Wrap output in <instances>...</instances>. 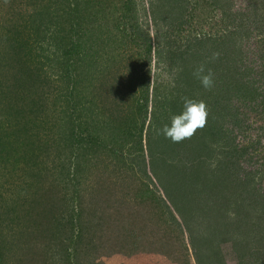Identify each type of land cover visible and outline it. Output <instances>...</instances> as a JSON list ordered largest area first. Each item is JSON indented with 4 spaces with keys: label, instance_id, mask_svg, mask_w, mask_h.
Returning <instances> with one entry per match:
<instances>
[{
    "label": "rangeland",
    "instance_id": "374dc122",
    "mask_svg": "<svg viewBox=\"0 0 264 264\" xmlns=\"http://www.w3.org/2000/svg\"><path fill=\"white\" fill-rule=\"evenodd\" d=\"M201 1L204 0H0L1 38L8 35L10 28L20 31L19 25H22L24 16L28 17L27 26L30 28L31 14L39 12L40 32L52 39L42 42L40 51L35 53L37 58L22 54L23 61L40 63L53 85L50 95L37 96L43 98V110H46L44 114L47 113L49 117L48 126H52L50 133L45 130L47 132L42 131L40 134L44 146L49 147L45 152L47 155L39 157L41 165L48 167V172L43 171L42 174L56 178L59 174L56 165L60 167L64 164L67 167L69 161L76 158H79L78 161L84 158L95 160L87 162L79 172L86 179L76 185L79 191L77 195L80 194L81 199L91 200L92 207L99 210L105 209V200L113 209L122 201L127 203L124 215L128 219L123 222L117 217L120 222L103 232L104 242L109 244L107 251L114 245L119 248L120 242L115 239L125 235L123 232L133 227V235L140 242V245L136 243L140 252L102 257H95L96 254L92 260L96 264H197L194 257L196 252L201 255L202 264H216L213 259L216 251L220 253L222 264H243L245 250L239 248V242L247 240L251 244L248 249L254 248L252 245L258 238L250 235L251 238L247 239L230 227L237 226L242 230L249 227L244 226L248 219H241L235 213L240 208L248 209L250 199L245 196V192L238 185L226 187L221 190L223 192L218 188L205 189V181L202 184L199 180L195 182L192 164L195 156L206 153V148H215L212 152L215 155L213 162L232 161L236 170H239V177L243 172L249 173V176L251 172H256L254 188L259 187L264 195L263 88H259V95L255 92L234 94L220 90L218 85L224 77L218 71L214 72V66L210 65L214 87L206 91L202 86H197L200 82L196 78L192 81L194 86H190L194 100H203L208 106L207 124L202 131L209 130V133L203 134L198 130L191 139L181 143L166 139L161 145H157L160 149L155 147L158 144L156 140L154 149H151L152 154L165 161L167 171L162 173L165 166H156L154 163L153 171L160 181L150 171L147 136L149 127L154 122L152 113L155 106L152 104L155 92L160 96L175 92L180 87L175 78L178 75L177 82L183 85L182 79H187L182 78V70L193 64L187 59L185 65L175 62L173 51L185 55L186 51L196 53L199 61L195 56L194 62L198 67L203 65L204 60L208 62L207 51L211 50L196 48L194 43L197 39L211 37V34L213 38L224 36L228 42L220 48L221 55L230 56L234 49L240 47L241 51L236 55L235 61L244 63L246 71L253 73L249 80L263 79L257 67V62L264 58V4H261V0L253 4H250L251 0H226L225 10L230 14L227 17L220 11L214 12ZM205 1L210 3L211 0ZM180 5L187 12L181 16L177 10ZM238 24L243 25L240 26L242 32H228L230 28L236 29ZM57 35L61 37L58 38ZM61 38L66 41L71 38L73 43H77L79 51L78 55L70 59V68L68 66L66 74L62 68L67 57L62 55L65 43L60 42ZM0 45H4L2 41ZM2 77L1 74L0 81ZM4 81L7 85L12 80L7 77ZM261 83L262 81L258 84ZM3 84L1 81V86ZM112 84L117 88L115 94L110 93ZM119 88L122 90L119 91ZM9 90L7 88L6 91ZM0 91V148L2 142L7 146V139L12 142L15 140V151H11L19 158V164L13 170H10V165L0 164V192L7 199L9 208L13 209L16 202L20 205L25 196L31 198L34 195L31 186L39 187L40 181L35 180L29 186L30 179L29 184L25 185L19 180L25 175L22 173L27 167L29 152L23 139V136L27 137L22 133L23 125L28 121L20 115L18 108L29 109L30 98L26 99L25 94L17 96L12 106L7 98L14 96L4 89L5 97L3 91ZM38 92L47 93L46 85L42 84ZM146 93L148 107L144 113L139 111V106ZM69 95L73 102L72 109L67 108ZM213 104L216 106L212 109ZM44 114H40L41 118ZM120 116L123 118L119 119ZM122 125H125L124 129L121 128ZM85 131L91 136H97L99 140L98 147H94L95 151L89 154L84 147H80V141L83 138L85 141L88 137ZM151 139V143H154L155 138ZM122 156L126 166L118 175L116 169L121 168ZM0 158H5V155L1 154ZM12 159H9L10 163H13ZM215 163H212V169ZM129 165L134 166L133 171L129 169ZM144 173H148V179ZM48 182L46 181V186H49ZM160 182L171 185L166 190L170 195H177L178 201L182 200L179 204L185 206L182 208L186 213L182 217L172 210L176 221L182 224L179 236L176 225L171 228L175 231L167 233L165 222L170 221L169 217L158 210L156 203L148 200L146 204H142L136 199L139 192L148 187L157 193L156 197L164 201L166 198ZM28 187L29 189L24 190ZM64 188L73 193L72 183ZM124 195L127 196L125 199ZM183 196L193 202L187 204V199ZM220 198L222 202L216 203ZM188 205L191 211H188ZM17 219L12 223L0 221V247L5 249L1 250L2 264H33L27 261L31 259L29 255H16L14 251L16 245L26 246V240L31 239L26 238L24 242L15 240L14 234L10 238L14 231L10 233L7 231L9 229H5L6 226L12 227V230L17 229ZM124 224L126 226L119 228ZM28 230L23 229L19 234L21 240L29 236ZM156 240L159 244L155 243ZM153 243L164 254L151 251ZM257 246L261 251L264 244ZM26 257L28 259L25 263L22 258L24 260ZM91 258L84 256L82 263H89Z\"/></svg>",
    "mask_w": 264,
    "mask_h": 264
},
{
    "label": "trees",
    "instance_id": "16d2710c",
    "mask_svg": "<svg viewBox=\"0 0 264 264\" xmlns=\"http://www.w3.org/2000/svg\"><path fill=\"white\" fill-rule=\"evenodd\" d=\"M225 1L226 0H211L209 3L204 0L203 2L201 1V3H203L205 6H210L211 9L214 10V12L220 11L224 16L227 17L230 14L225 10ZM255 1L260 2V0H251L250 4L256 3ZM261 4H264V0H261ZM177 10L180 16L182 14L184 15L187 13L184 11L185 7H182L181 5L178 7ZM48 15L50 17V14ZM30 17V28L27 26L28 17L25 18L24 16L22 18V25H19L22 28H20V31H14V28H10L8 31V35L6 37L3 36L5 38L0 37V41H2L4 44L0 45V75H3L1 81H3L4 83L3 86H1L0 81V90L3 91L2 93H4V95L7 92L9 95L14 96L13 98H7L12 106H14L13 103L17 99V96L21 97V95L25 94L24 97L26 99L30 98L31 106L29 107V109L24 108L23 110H21L20 108H18L20 115L24 116V119L28 121V123H25V125H23L22 133L25 134L27 137L25 138V136H23V139H25L24 145L28 148L29 152V159L26 162L27 167L24 168V173H22V175H25H21L22 177H20L19 180L25 185L26 183L29 184L28 180L30 179L31 182L29 186H31L32 182L35 183V180H39L40 182L38 183V185L40 186L35 188L31 186L34 195L31 196V198L25 196V198L22 200V204L18 205L16 202L15 207L13 209L11 207L9 208V206L6 204L7 199L2 195L3 193L0 192V213L2 216V219L0 221L12 223L13 220H16V218H18L17 220H19V223L18 225H16L17 229L13 228L12 230V227L10 228L8 226H6L5 229H9L7 231L10 233L11 231H14L11 233L10 238L14 234L13 238H15V240L24 242V239L26 240V238L31 239V241L26 240V246L24 245L25 247L23 246V244H18L14 247L16 255L21 254L22 256L23 254H25L29 255V258L31 257V259L29 260H27L28 257H26V259L24 260L22 258V261L27 260L28 263L84 264L82 263L84 256H90L92 258L89 263L87 262V264H96L94 261H92L96 254L97 255L95 257H102L105 255L108 256L110 254L121 253L125 255L136 254L140 252L137 246L138 244L140 245V242H137V236L133 235V227H130L127 231H121L126 234L115 239L116 241L120 242L119 248H115L117 246L114 245L111 250L107 251L109 244L104 242L105 235L103 232L108 230L109 227H112L113 224H116L120 221L124 222L126 219H128L125 218L124 215V212L127 210V208L125 207L127 203L122 201L116 208L113 209L112 205L109 206V204H107L105 200V209L99 210L97 208L92 207L91 200L81 199V195H77V192L79 191L76 189V185L79 184L78 182H80L81 180L86 179L84 178L85 176L82 173L81 175H79V172L84 169L83 166H85L87 162H94L95 160H88L84 158L81 161H78L79 158H76L69 161L67 167H65L64 164H62L60 167L56 165V171L57 173H59L56 178L54 176L50 177L49 174H42L43 171L48 172V167L46 166L44 168V164L41 165L39 157H41V155H47L45 152L46 149H49V147L44 146L45 143L41 141L40 134L42 131V133H45L47 131L49 132L52 129V126H48V121L50 120L47 116V113L44 114L46 110H43V107H45V105L43 104V98L37 96H45L47 94L50 95V90H52L53 85L51 78L46 74V72L43 71L40 63L37 62L36 64L34 61H23L22 54H25L26 57H28L29 55V58L30 56L37 58L38 56L35 55V53L37 54L40 51L42 42L45 39L47 41L52 39L47 37L45 33L40 32L42 30L39 26V24H41L39 23L40 13H32ZM228 25L229 24H227V27H229ZM240 26L243 25L238 24L236 26V29L230 28L231 30H229V28H227L226 30H229L228 32L230 33H234L235 31L242 32L243 29L240 30ZM212 36L213 34H211V37L203 36L202 38H198L194 45L196 48H204V50L206 48H209L211 50L207 51L209 53V56L207 57L208 62L204 60L203 65L205 66L206 72V67L212 69L210 65H213L214 72L218 71L219 74L221 73V75L224 77V79H220V85H218V88H220V90L223 89V91L227 90V92H233L234 94H243V92L244 94L245 92H250V94H252L255 92L257 93L256 95H259V88H263L264 91V58L257 62L259 74L262 75L263 79L249 80V77L253 73L250 70L246 71L247 66L244 63L235 61L236 55H238L241 51V49H239L240 47L234 49L230 56H226L225 54L224 56H222L220 53V48L223 47V45H225L228 41H226V38L224 36L218 38L216 36H214L213 38ZM57 37L59 38L61 36L57 35ZM59 40L62 44L65 43V46H62L63 50L61 51L62 55L64 57H67V60L64 63V67L62 68L64 74H66L68 72V69L70 68V65L68 64L70 59L79 54L78 45L76 42L73 43L71 38L67 41L64 38H61ZM208 44H211V46H209ZM149 50L150 47H148V52ZM213 53H219V57L215 60L212 59ZM195 56L197 58V61H199V57L196 53H188L186 51L185 55V53H174L173 51V57L175 62L185 65V63H187V60L192 61L193 64L190 67L186 66V68L188 69L192 67L193 69L187 70L185 68L184 70H182L184 72V75L182 74V78L187 79H182V81L184 82L183 85L177 82V78H179L178 75L175 78L176 80L173 79L175 80L176 84L180 86L177 90H175V92L172 91L171 94H166V96H160L158 93L155 92L154 95V104H152V106H155V111L152 113L154 117V122H152L149 127V135L147 136V152L149 154L150 159V171L158 181H160V178L158 175H155L153 171L154 163L156 166H165V170L161 171L162 173L167 171V166L163 159H159L152 154L153 152L151 149H154V144L156 140V142L158 143L155 144L156 148L161 145L160 143L163 140L166 141V138L162 134H158L159 130L164 125L170 126L171 116L174 114H179L182 111V98L188 97L194 99L193 89L191 87L194 86V83L192 82L193 79H195L193 72L197 67L194 62ZM7 77H9L12 81H10L6 85V81H4V79L6 80ZM260 81H262V83L259 85L258 83H260ZM42 84L46 85L48 89L47 93L38 92ZM112 85L113 86L110 90V93H114V91L117 90L116 85ZM100 86H102V81ZM197 86L201 87V84H198ZM7 88H10V90L6 91ZM4 89L6 92L4 91ZM121 90L122 88H119V91ZM70 97V95L67 97L68 109H72L71 105L73 104L72 100H70ZM215 106L216 105L213 104L211 108L213 109L215 108ZM147 107L148 96L146 93V96L143 97V101L140 103L139 111H144V113H146ZM41 113L44 114L42 118L40 116ZM122 118L123 116L119 117V119ZM125 120H123V122ZM124 126L125 125H122L121 128L124 129ZM200 131L201 133L203 132V134L209 133V130ZM86 133L88 137H86L87 139H85V141L84 138L80 141V147H84L85 151H87V154H89L95 151L94 147H98L99 140L97 136H91L90 133ZM151 138H155L154 143H151L153 142ZM200 138L198 139V142L200 141ZM7 142L8 144L6 147L3 145L2 142V146L0 148V155H5V158H0V164L3 165L4 163L7 166L10 165V170H13L19 164V158L15 155L14 152L11 151H15V147H13L15 144V140L14 142H12V140L7 139ZM20 145L23 146V144L21 143ZM158 148L160 149V147ZM20 149L21 152L24 153V150L22 148ZM221 149H223V147H221ZM213 150H215V148H206V153L195 156V161L193 162L192 166L194 168L196 167V169L193 168L192 176L195 179V182L199 180V182H201L202 184V182L205 181L207 183L205 184V189L210 188L214 190L218 188L221 191L222 189H226V187L230 188L231 185H238V187H240V189L245 192V196L250 199L247 205L248 209L244 210L240 208L239 211L235 210V213H237L238 217H240L241 219H248L244 226L247 225L249 227L243 230L242 228H239L237 226L230 227L233 231L239 232L240 234H242L243 237H246L247 239L251 238L250 235L258 237L252 245L255 249H248V247H250L249 245L251 244L247 240L239 242V248L245 250L243 256V264H264V247H262L260 251L258 250L257 246L261 245V243L264 244V195L261 193L259 187L257 189L254 188L256 185V172H251L250 176L249 173L243 172L242 176L239 177V170H236V168L234 167L235 163L233 164L232 161L224 162L216 160V163L213 162L214 159L212 160V158L215 157V155H213L212 153ZM10 158H13V163L9 162ZM120 159L121 168L116 169L118 175L122 173L123 169H125L126 166V162L124 161L123 156L120 157ZM212 163H215V167L213 169L211 168ZM73 167H75L74 171H72ZM128 167L131 171L134 170L133 165H129ZM145 177L148 179V173L147 175L145 174ZM46 181H49V186H46ZM71 183L73 185L72 194L64 188ZM186 183H188V181H186ZM160 184L162 192L166 198L164 199V201H162L161 198L156 197L157 193L151 191L150 189H148V187H144L145 189H143L142 192H139V195L136 196V199L138 200V203L142 204H146L148 200H150V202L152 203H156L158 210L163 215L169 217L170 221L165 222V225L167 226V233L170 234L171 231H175L171 228L173 225H176L175 228L177 229L179 236L181 230L180 227L182 224L176 221L172 210H174L179 217H182L183 214L186 213L184 211L185 209L182 208L185 206H181V204H179L182 203V200L179 202L177 195L173 196L172 194L170 195L168 193L166 188L169 189L171 185L168 186L165 183L161 182ZM27 189H29V187L24 188V190ZM125 197L127 196L124 195L123 198L125 199ZM183 197L187 199V204L193 202V200H190L185 196ZM107 200L109 201V198ZM221 202L222 201L220 198L217 200L216 203ZM187 208H189L188 211H191L189 205ZM246 211L247 216L245 214ZM13 214L14 217H11V215ZM218 216L220 217V213H218ZM117 217L121 220L119 221ZM124 226L126 225L124 224L119 228H122ZM23 229H25V231H29V236L24 238L22 237L23 240H21L19 234L23 232ZM117 229L118 228H116L115 230ZM155 243L159 244V241L156 240ZM155 243H153V248H151V251L164 254V252H161L160 250H158V248H156ZM163 245H165V243ZM234 246L236 247V242ZM1 250L5 249L0 247V264H2L3 256ZM214 254L215 258L213 259L215 263L222 264V258L220 256V253L216 251V253ZM200 256L201 255H199L198 252H196L194 255L197 264H202V259H200Z\"/></svg>",
    "mask_w": 264,
    "mask_h": 264
},
{
    "label": "clouds",
    "instance_id": "9594fccd",
    "mask_svg": "<svg viewBox=\"0 0 264 264\" xmlns=\"http://www.w3.org/2000/svg\"><path fill=\"white\" fill-rule=\"evenodd\" d=\"M219 57V53H213L212 59ZM193 75L199 80L201 86L210 91L214 87L213 73L211 69L205 70L204 65L198 66ZM183 107L179 114H174L170 119V126L164 125L158 134H162L173 143H181L191 139L198 130H203L207 124L209 109L203 100H194L183 97Z\"/></svg>",
    "mask_w": 264,
    "mask_h": 264
}]
</instances>
